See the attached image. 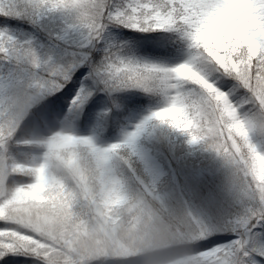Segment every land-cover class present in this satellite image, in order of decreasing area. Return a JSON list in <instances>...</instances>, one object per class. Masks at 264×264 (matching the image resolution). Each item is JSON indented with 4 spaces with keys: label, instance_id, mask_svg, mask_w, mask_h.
<instances>
[{
    "label": "snow or ice",
    "instance_id": "obj_1",
    "mask_svg": "<svg viewBox=\"0 0 264 264\" xmlns=\"http://www.w3.org/2000/svg\"><path fill=\"white\" fill-rule=\"evenodd\" d=\"M254 133L264 0H0V264H264Z\"/></svg>",
    "mask_w": 264,
    "mask_h": 264
},
{
    "label": "rangeland",
    "instance_id": "obj_2",
    "mask_svg": "<svg viewBox=\"0 0 264 264\" xmlns=\"http://www.w3.org/2000/svg\"><path fill=\"white\" fill-rule=\"evenodd\" d=\"M123 31L125 30L113 29L111 34L115 38H121V34L123 33ZM77 87H79V84L77 85ZM56 95L59 96L60 94L56 93ZM74 95L75 93L73 92L72 96ZM126 95H129V94H126ZM126 95L124 94V96ZM97 97L98 98H94L96 99V106L90 113L87 123L84 122L83 114L79 115L76 118L75 128H74V132L76 134L95 137L97 135H103L105 134V132L109 134V131H111L109 129L114 125V123L112 122V120H109L110 112L108 108L106 107L107 97H104L102 94H97ZM48 99H52V97L49 96ZM70 104H71V96H68V95L61 97V102L58 101V107L61 109V114L59 117L60 121H65L67 117L71 118V114L69 112ZM146 106L147 105L145 104V107ZM69 122H71V120H69ZM99 137H102V136H99ZM118 139L114 141V140H103L100 138L99 140L97 141L94 140V141L99 146H106L108 144L117 142ZM252 139H253V142L256 143L257 145L264 146V134L254 133ZM20 151L25 152V153L32 152V150L28 148H21Z\"/></svg>",
    "mask_w": 264,
    "mask_h": 264
},
{
    "label": "trees",
    "instance_id": "obj_3",
    "mask_svg": "<svg viewBox=\"0 0 264 264\" xmlns=\"http://www.w3.org/2000/svg\"><path fill=\"white\" fill-rule=\"evenodd\" d=\"M125 95H126V94H125ZM135 96H136L137 98H141V99L144 98V97L142 96V94H139V93L135 94ZM131 98H132V97H131L130 95H126V96H124V94L121 95V100H122V102L125 103V104H127ZM110 115H111V113L109 114V116H110ZM114 120H115V117H114L113 120H112L113 123H114ZM109 130H111V131H109V134H107V133L105 132V134H103V135H98L97 138L93 137V139H94L95 141L99 140L100 138L103 139V140H114V141H116V140L119 138V136H120V129L117 128V127H114V125H113ZM107 132H108V131H107ZM99 136H102V137H99ZM105 142H106V141H105Z\"/></svg>",
    "mask_w": 264,
    "mask_h": 264
}]
</instances>
